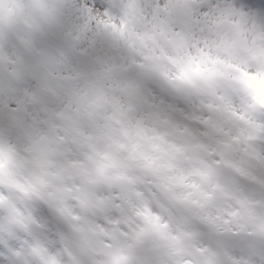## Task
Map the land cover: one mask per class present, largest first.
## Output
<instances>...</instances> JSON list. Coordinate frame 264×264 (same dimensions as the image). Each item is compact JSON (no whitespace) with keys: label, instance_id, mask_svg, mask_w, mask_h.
I'll use <instances>...</instances> for the list:
<instances>
[{"label":"snow or ice","instance_id":"6c2138e0","mask_svg":"<svg viewBox=\"0 0 264 264\" xmlns=\"http://www.w3.org/2000/svg\"><path fill=\"white\" fill-rule=\"evenodd\" d=\"M0 264H264V0H0Z\"/></svg>","mask_w":264,"mask_h":264}]
</instances>
